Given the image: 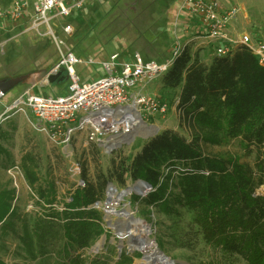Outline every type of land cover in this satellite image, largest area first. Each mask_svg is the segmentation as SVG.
I'll list each match as a JSON object with an SVG mask.
<instances>
[{"label":"rangeland","instance_id":"374dc122","mask_svg":"<svg viewBox=\"0 0 264 264\" xmlns=\"http://www.w3.org/2000/svg\"><path fill=\"white\" fill-rule=\"evenodd\" d=\"M14 1L0 0V15H5ZM20 1L33 3V0ZM218 2L227 8L245 10L247 18L234 23V38L240 39L246 31L253 40H264V0ZM185 3L186 0H88L82 9H75L69 17L55 18L50 26L41 27L35 26L28 17L20 22L0 18V76L52 70L60 63L62 55L69 52L85 61L74 66L81 85L109 77L106 64L113 62L112 57H116V64L135 63L137 57L159 65L170 63L175 53L187 44L209 46L206 39H198L202 31L200 21L185 9ZM68 26L71 33L65 32ZM214 56L213 52H208L202 58L210 62ZM90 61L92 63H87ZM159 79L151 82L144 91L157 95L159 100L167 103L168 111L152 118L146 117V121L156 125L159 133L170 129L190 139L191 130L181 122L176 108L178 92L162 89ZM68 87V80L54 84L43 81L35 86L19 85L0 98V148L6 152L0 157V196L9 192L11 204V213L0 223V264H68L57 255L58 249L65 245L62 235L56 239L46 237L47 254L39 253L42 242L37 237L38 225L50 222V209L59 213L67 210L66 204L71 202L75 189L84 185L82 165L87 164L89 175L94 180L98 170H109L114 153L133 158L146 142L137 136L109 154L100 147L93 151L95 145L84 146L79 135L70 151H66L38 131L31 114L28 119L15 110H6L26 90L31 89V95L40 97L64 96ZM5 111L7 113L2 117ZM140 135L146 134L142 132ZM206 151L232 155L250 165L255 162V154H246L240 139L220 147L208 146ZM27 154L32 155L38 165L33 169L38 178L34 186L30 185L22 170V159ZM77 164L80 165L79 174ZM135 183L129 181L125 187L116 185L117 192ZM41 192L45 194L44 199L40 197ZM117 192H112L108 184L106 197L110 196L112 207L117 210L114 214L110 213L112 208H108L110 203L105 205L106 198L93 207L102 215L105 232L89 249L77 253L83 254L88 262L100 260L107 264H119L125 256L132 260V264H138L153 250L159 252L160 258H167L175 264H226L228 259L202 238L194 249L182 248L177 240H173L170 229L175 227V217L164 214L158 206L146 207L142 200H135L136 196L141 199L146 197L152 188L145 187L138 193L124 196ZM259 193L264 195V187L259 189ZM174 194L177 192L174 191ZM122 216L126 220L133 219L137 224L144 220L142 224H147V239L150 241L146 246L131 248L127 239L121 240L117 223ZM192 218V214H185L181 227L184 228ZM57 221L60 224L55 223L60 227L64 224L61 219ZM110 222L112 225H109ZM98 244H101L100 248L95 251L94 247ZM31 252L35 254V259Z\"/></svg>","mask_w":264,"mask_h":264},{"label":"trees","instance_id":"16d2710c","mask_svg":"<svg viewBox=\"0 0 264 264\" xmlns=\"http://www.w3.org/2000/svg\"><path fill=\"white\" fill-rule=\"evenodd\" d=\"M199 50L185 45L159 77L162 89L178 92L176 108L191 138L165 130L147 140L133 158L114 153L109 170H98L94 180L87 164L82 165L84 185L75 189L67 210L50 209V222L37 227L40 254H47L46 237L62 235L65 245L57 255L68 264H107L88 262L77 254L105 232L102 215L93 207L105 200L108 184L125 187L129 181H143L152 192L135 200L175 217L170 230L179 246L194 249L202 238L228 259L226 264H264V195L259 193L264 187V67L242 44L209 63L201 59ZM60 72L68 80L64 69ZM235 139L241 140L246 154H255L254 165L206 151ZM5 153L0 148V157ZM37 167L32 155L23 157L22 170L31 186L38 182L33 171ZM9 198V192L0 196V223L11 213ZM185 214L193 218L183 228ZM60 219L61 227L55 223ZM119 264L132 260L122 256Z\"/></svg>","mask_w":264,"mask_h":264},{"label":"built area","instance_id":"2783aa9c","mask_svg":"<svg viewBox=\"0 0 264 264\" xmlns=\"http://www.w3.org/2000/svg\"><path fill=\"white\" fill-rule=\"evenodd\" d=\"M87 1L33 0L30 5L29 2L16 0L0 18L20 22L28 17L37 27L50 26L55 18L69 17L75 9H82ZM185 9L199 19L202 31L198 39L209 41L215 56H226L235 45L242 44L257 56L264 67V40L255 41L246 31L238 40L232 34L236 33L234 23L247 18L245 10L225 8L218 0H186ZM54 11L58 12L49 15ZM65 32L71 33V27H66ZM136 59L135 63L116 64V57H112L113 62L106 64L109 77L81 85L74 66L85 61L71 52L66 53L52 69L55 73L64 69L69 81L66 95L40 97L31 95L29 89L6 110H15L28 119L31 114L38 131L66 151H70L73 141L81 135L84 146L95 145L110 154L128 144L126 139L141 126L139 115L146 121V117L152 118L168 111L167 103L144 89L162 76L170 63L159 65ZM132 111L136 116L130 113ZM76 169L79 174V164Z\"/></svg>","mask_w":264,"mask_h":264},{"label":"water","instance_id":"95a60500","mask_svg":"<svg viewBox=\"0 0 264 264\" xmlns=\"http://www.w3.org/2000/svg\"><path fill=\"white\" fill-rule=\"evenodd\" d=\"M65 80V76L62 75L61 72L55 73L53 70H47V69H42L38 71H33V72H28V73H23V74H15V75H4L0 76V98L5 96L7 93H9L11 90H13L15 87L19 85H30V86H35L43 81H47L49 84H54V83H61ZM139 122L141 125H144L148 130L142 131L141 126L137 127V129L126 139L127 143L132 142L137 136L143 138L145 141L150 140L154 137H156L159 134L160 129L156 125H151L147 123L141 115L138 116ZM144 133L146 135H140L141 133ZM152 188L150 185H148L146 182L143 181H138L134 185L128 187L127 189H124L121 192H117V187L116 184L110 183V190L112 192H117L119 195L124 196L128 193L136 192L138 193L139 191H142L143 188ZM102 202H98L96 204L99 205ZM110 203V196L106 197L105 200V205H109ZM142 223H144V220H141ZM109 225H112L110 222ZM147 226V224H146ZM117 229V227L115 226ZM106 240V238H105ZM133 243L142 246L144 244V241L136 242L133 241ZM147 244V243H145ZM101 244L96 245L95 251H98L100 248ZM121 248V246H120ZM154 250H157V247L154 246ZM155 252V251H154ZM146 259V258H145ZM177 263V262H176Z\"/></svg>","mask_w":264,"mask_h":264},{"label":"bare ground","instance_id":"6f19581e","mask_svg":"<svg viewBox=\"0 0 264 264\" xmlns=\"http://www.w3.org/2000/svg\"><path fill=\"white\" fill-rule=\"evenodd\" d=\"M130 113L132 115L136 116V114L133 111ZM135 129H136V127L134 128V130ZM141 130L146 131L148 129L144 125H141ZM108 208H112V210L110 212L111 214H114L117 211L115 207L113 208L112 206H109ZM119 220L120 221L117 223V226H118L117 232L120 235V237L122 238V240L127 239L128 244H129V246H131V248H137V247L140 248V245L133 243V241H136L139 243H140V241H144L145 243H147V241H149L147 239L148 227L146 225H143L142 223H138V224H140V225H138L137 222H135L133 219L126 220V218L124 216L119 217ZM145 243L142 244V246H146L147 244H145ZM147 255L148 256H146V259L142 262H139L138 264H175L174 262L169 261L167 258H165V259L163 257H162L163 259L160 258L161 256H160L159 252H157V251L154 252L153 250H150Z\"/></svg>","mask_w":264,"mask_h":264},{"label":"crops","instance_id":"0c3cea01","mask_svg":"<svg viewBox=\"0 0 264 264\" xmlns=\"http://www.w3.org/2000/svg\"><path fill=\"white\" fill-rule=\"evenodd\" d=\"M224 7V6H223ZM226 8V7H225ZM206 43L209 45V46H201V44L200 43H198V44H196L195 46H194V50H196V49H207L208 51H206V50H199V53H200V57H201V59L203 60V58H202V55L203 54H207L208 52H212L213 51V47H212V44L210 45L209 44V41H206ZM211 46V47H210ZM208 48H210V49H208ZM204 62H206V63H209L208 62V60L207 59H205V60H203Z\"/></svg>","mask_w":264,"mask_h":264}]
</instances>
